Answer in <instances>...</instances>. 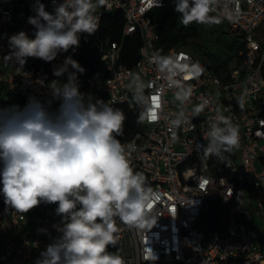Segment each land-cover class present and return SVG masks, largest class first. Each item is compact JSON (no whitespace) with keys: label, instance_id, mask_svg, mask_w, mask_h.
<instances>
[{"label":"built area","instance_id":"2783aa9c","mask_svg":"<svg viewBox=\"0 0 264 264\" xmlns=\"http://www.w3.org/2000/svg\"><path fill=\"white\" fill-rule=\"evenodd\" d=\"M42 2L46 10L52 11L51 0ZM33 3L34 0H0V86L12 99H2L0 105H11L18 98L23 106L29 95L44 100L53 67L68 56L60 54L51 63L29 58L23 71H17L13 62L4 61L9 36L25 31L32 38L28 17L35 15ZM108 4L97 9L99 23L103 13H121L123 34H140L139 59L132 68L120 65V46L115 42L101 44L99 61L86 78L87 86L99 89L111 106L126 105L139 117L142 109L128 88L131 74L138 73L146 85H152L145 88L144 94L158 96L161 103L158 120L139 123L133 138L122 142L134 169L145 174L157 194V222L149 231L121 225L119 254L127 264H264V49L253 35L264 20V0H239L235 19H223L225 31L242 34L245 42L244 48L232 55L225 80L186 48L164 52L156 48L157 35L148 17L159 8L153 0H108ZM168 5H174L173 0H163L162 7ZM235 8L234 0H220L211 14L227 16ZM157 52L181 63L198 62L205 69L198 80L187 82L194 87V95L186 111L190 113L192 106L204 98H209L211 104L179 129L171 124L179 111L173 102V90L150 62ZM241 97L243 108L238 103ZM217 107L240 132L233 161L222 173L210 170L213 157L205 158L202 150H196L198 142L207 143L204 133ZM234 199L235 206L231 205ZM241 200L249 204V210L242 208ZM227 205L235 208L229 221L219 215V210ZM212 207L218 214L216 228H210L205 218ZM55 208V204L42 203L25 214L6 212L0 195V264H34L40 252L59 235L53 227L61 219ZM148 249L158 257L155 262L144 259Z\"/></svg>","mask_w":264,"mask_h":264},{"label":"clouds","instance_id":"9594fccd","mask_svg":"<svg viewBox=\"0 0 264 264\" xmlns=\"http://www.w3.org/2000/svg\"><path fill=\"white\" fill-rule=\"evenodd\" d=\"M236 8L227 16L211 15L220 0H173L174 11L184 26L220 24L235 19ZM162 7L163 0H153ZM52 11L42 0H34L35 15L28 17L32 38L25 31L8 37L5 62L23 71L29 58L51 63L60 54L79 47L82 35L99 29L97 9L110 6L108 0H51ZM164 83L173 90L179 111L171 124L179 129L191 117L199 116L211 104L209 98L186 106L194 95L187 83L198 80L205 69L198 62L181 63L171 56L156 54L150 60ZM74 70V71H73ZM85 70L72 56L53 67L44 100L29 95L23 106L0 105V195L5 211L27 213L43 204H55L60 222L53 225L59 235L39 254L34 264H127L117 248L121 225L151 230L157 222L154 204L157 194L147 177L134 169L129 152L118 137L124 134V111L104 99L80 90L77 73ZM66 80L60 82V77ZM43 85V80L39 81ZM145 84L132 73L128 88L142 111L137 123L155 122L161 108L158 96L145 95ZM244 107V99L238 100ZM204 137L197 143L205 158L225 161L240 143L239 127L219 107L210 118ZM46 231V230H41ZM116 248L110 251L109 248ZM158 257L148 249L144 259Z\"/></svg>","mask_w":264,"mask_h":264},{"label":"trees","instance_id":"16d2710c","mask_svg":"<svg viewBox=\"0 0 264 264\" xmlns=\"http://www.w3.org/2000/svg\"><path fill=\"white\" fill-rule=\"evenodd\" d=\"M148 17L155 29L157 35L156 48L159 51H167L170 48H192V52L198 53V57L203 61L206 67L216 74L222 80H225V74L228 71L232 55L236 54L245 46L242 34H234L235 40L225 44L222 51H211L207 45L194 43L198 40L204 31L205 24H190L184 26L180 19V14L174 11V5L159 7L153 9ZM124 18L119 12L103 13L99 23L98 31L92 35H82L80 39L81 47L78 54L73 57L79 65L85 70L83 73H77V80L80 90L85 93H91L94 97L104 99V95L99 89H91L86 84V78L95 69L99 57L100 46L105 43H117L120 46L118 64L132 68L139 59V49L141 47V37L138 31L128 35L123 34ZM74 71V70H73ZM13 104H21L17 98ZM10 104H3L8 106ZM12 105V104H11ZM114 108H120L124 111L127 119L124 125V134L118 139L121 142L131 140L139 130L140 124L137 123L138 117L135 111L128 109L126 105H118ZM226 160L220 161L213 157L210 170L212 172H225L229 164L233 161V152L225 153ZM264 163V159H262ZM231 205H237V199L231 202ZM235 216H240L236 213ZM210 228H216L218 214L215 207H212L205 216Z\"/></svg>","mask_w":264,"mask_h":264},{"label":"rangeland","instance_id":"374dc122","mask_svg":"<svg viewBox=\"0 0 264 264\" xmlns=\"http://www.w3.org/2000/svg\"><path fill=\"white\" fill-rule=\"evenodd\" d=\"M253 35H254L255 41L259 44V46L262 49H264V20H262L259 26L254 30ZM235 39L236 38L234 35H230L225 31V23L224 21H222V23L220 24H205L202 36L198 40H196L194 43H202L203 45H207L211 51L220 52L224 49L225 44H228ZM80 47H81V43L74 52L72 50H69L68 56L70 55L72 56V58L75 57L78 54ZM191 50L192 48L190 47L189 51L192 52ZM193 54L198 56L197 52ZM54 79H57V78L52 76L51 81ZM59 79H60V82L62 83L63 81H65V76L60 77ZM50 87H51V84H50ZM7 94L8 93L5 92V89L1 88L0 86V100L2 99L12 100L11 98H9ZM241 206L243 209H247V210H249L250 208L249 204L245 200L244 201L241 200ZM234 211H235L234 207L227 205L219 210V215H221L222 218H225L226 221H229L230 219L233 218L232 213Z\"/></svg>","mask_w":264,"mask_h":264}]
</instances>
